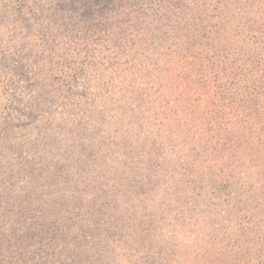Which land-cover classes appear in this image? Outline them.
Wrapping results in <instances>:
<instances>
[{
	"label": "rangeland",
	"instance_id": "rangeland-1",
	"mask_svg": "<svg viewBox=\"0 0 264 264\" xmlns=\"http://www.w3.org/2000/svg\"><path fill=\"white\" fill-rule=\"evenodd\" d=\"M175 1L101 6L98 0H0V164L52 167L53 157L63 163L61 153L83 141L94 155L82 159L87 178L111 158L119 161L125 151L121 137L136 131L131 115L144 109L118 87L137 68L160 67L151 63L161 54L155 28L172 21L167 13L175 12ZM181 1L177 11L194 19L191 29L199 41L192 49L197 83H183L181 102L166 106L167 99L160 114L147 112L141 121L149 120L150 128L172 121L171 130L181 128L196 139L197 159L207 161L199 166L205 174L211 165L234 179L210 196L211 204L201 203L204 208L170 212L168 227L179 237L167 264H264V0H208V14L201 0ZM100 23L110 28L92 36ZM142 55L154 57L140 66ZM190 60L184 56L182 66ZM218 75L227 78L224 86ZM146 83L137 80L141 89L152 87ZM6 123L9 138L2 133ZM42 124L48 128L40 131ZM44 136L50 157L38 144ZM17 177L16 187L28 181L26 174ZM229 228L246 229L247 245L229 237Z\"/></svg>",
	"mask_w": 264,
	"mask_h": 264
},
{
	"label": "trees",
	"instance_id": "trees-1",
	"mask_svg": "<svg viewBox=\"0 0 264 264\" xmlns=\"http://www.w3.org/2000/svg\"><path fill=\"white\" fill-rule=\"evenodd\" d=\"M125 1L128 0H98L101 6ZM201 1L203 12L208 14L210 1ZM221 1L225 0L216 3ZM180 2L173 4L175 12L167 13L172 21L155 28L161 34V54L155 60L151 59L153 55H142L144 60L139 61L141 66L143 61L153 60L151 63H161L160 67L137 68L127 83L121 79L118 92H130L138 98L144 112L131 115L136 131L121 137L125 151L119 154V161L111 158L110 165H103L87 178L89 168L82 167V159L89 161L94 155L90 153L92 147L83 141L80 147L73 145L61 153L63 163L53 157L52 167H25L21 161L22 165L12 169L0 164V264H167L169 257L177 253L179 237L173 227H168L170 212L204 208L213 202L210 196L215 191L234 179L222 167L215 169L211 165L205 174L199 166H206L207 161L197 159L196 139L181 128L171 130L172 121L151 128L149 120L141 121L147 112L151 116L156 111L160 114V108H165L162 102L167 99L166 106L181 102L183 83H197L198 72L193 69L196 50L192 49L199 41L191 29L194 19L190 22L177 11ZM168 24L172 25L164 28ZM109 28L110 25L100 23L85 33L91 31L93 36L94 32ZM184 56L191 59L186 68L182 66ZM132 58L139 60L136 54ZM143 78L148 81L146 86L152 87L139 88L137 80ZM217 79L222 86L227 81L225 76L218 75ZM4 125L2 133L9 138L10 125ZM46 128L44 124L39 126L40 131ZM50 141L54 144L53 139ZM38 144L50 157L48 136ZM17 174H26L28 181L24 186L16 187ZM218 196L219 192L214 197ZM231 233L229 237L247 245L246 229Z\"/></svg>",
	"mask_w": 264,
	"mask_h": 264
},
{
	"label": "clouds",
	"instance_id": "clouds-1",
	"mask_svg": "<svg viewBox=\"0 0 264 264\" xmlns=\"http://www.w3.org/2000/svg\"><path fill=\"white\" fill-rule=\"evenodd\" d=\"M31 7H38V6H35V5H30ZM10 34L9 33H6L5 34V38H4V43H5V45H7V43H8V36H9ZM14 43H15V41H14Z\"/></svg>",
	"mask_w": 264,
	"mask_h": 264
}]
</instances>
